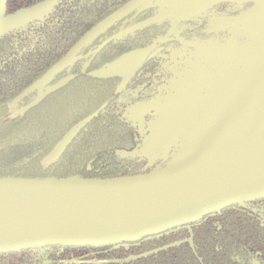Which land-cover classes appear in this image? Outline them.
Segmentation results:
<instances>
[{
  "label": "water",
  "instance_id": "95a60500",
  "mask_svg": "<svg viewBox=\"0 0 264 264\" xmlns=\"http://www.w3.org/2000/svg\"><path fill=\"white\" fill-rule=\"evenodd\" d=\"M58 1L44 0L5 15L6 0H0V38L41 20ZM145 1L129 0L93 26L43 78L51 74L50 82L57 73L72 66L83 48L132 13L156 9L153 16L116 34L112 40L165 22L155 20L158 8L151 2L144 4ZM224 2L250 4L242 12L255 5L253 1H219L181 21ZM164 41L166 39H160L152 46L122 56L94 72L93 77L122 78L119 93L157 43ZM224 47V44H217L216 49ZM128 67L130 72L124 77L123 72ZM72 79L61 80L45 94L63 88ZM36 83L17 101L33 91ZM45 94L39 95L17 114L37 105ZM152 101L132 111L144 108ZM105 107L74 125L42 160L41 167L47 169L55 164L76 136ZM123 155L140 156V153ZM164 159L168 161L163 167L124 177L0 178V254L48 247L97 248L136 243L198 223L233 205L264 198V82H258L249 96L239 100L222 120L196 134L184 146H179L176 154Z\"/></svg>",
  "mask_w": 264,
  "mask_h": 264
},
{
  "label": "trees",
  "instance_id": "16d2710c",
  "mask_svg": "<svg viewBox=\"0 0 264 264\" xmlns=\"http://www.w3.org/2000/svg\"><path fill=\"white\" fill-rule=\"evenodd\" d=\"M43 1L6 0L5 15ZM128 1L59 0L41 20L31 23L49 22L40 31V36L59 38V41H38L37 45H45V48L25 52L23 60L17 56L9 59V56H4L8 51L0 48V53H3L0 55V178H114L143 174L138 155H123L138 154L140 139L132 128L123 124L121 114L126 109L131 112L151 100L146 90H140L142 86L148 89L147 79L143 77L136 81V78L152 68L158 50L153 48L142 61L128 84L125 96L120 95L112 100L119 77L101 79L93 77V73L126 54L146 48L150 42L142 36L155 25L141 29L134 39L119 44L116 52L107 57L105 63L90 68L87 80L77 78L64 88L63 91L72 88L79 90L78 107L64 97L67 104L61 108H45L39 104L22 115L9 117L7 114V103L18 98L48 72L93 26ZM243 5H246V9L250 6ZM154 13V9L132 13L126 19L136 15L133 23L121 29H118L120 23H117L112 27L114 31L111 34L116 35L141 23ZM201 14L184 22L192 21ZM29 25L2 36L0 46ZM109 34L110 31L104 36ZM107 48L114 50L115 46L111 43ZM53 56L57 57L50 63L48 60ZM100 83L101 88L109 86V94L99 92L92 95L87 92L88 88ZM28 93L19 103L24 101ZM104 105L103 111L77 135L61 158L43 169L40 165L42 160L63 136ZM251 213H257L253 203L233 205L215 216H207L197 224L136 243L97 248L48 247L23 250L0 254V264H264V228L259 226ZM74 260L77 262H72Z\"/></svg>",
  "mask_w": 264,
  "mask_h": 264
},
{
  "label": "flooded vegetation",
  "instance_id": "af4514ba",
  "mask_svg": "<svg viewBox=\"0 0 264 264\" xmlns=\"http://www.w3.org/2000/svg\"><path fill=\"white\" fill-rule=\"evenodd\" d=\"M245 9L246 5H238L230 2L219 3L214 5V7L206 10L199 17L194 18L192 21H180L176 24H172L170 21H165L161 24L155 25L154 28L149 29V31H147V33L142 36L143 39H147L150 42L149 45L146 47L152 46L155 41L159 42L160 39H166V41H164L163 43H157V45L154 47L155 50H158V53L154 55V61L151 64L152 68H149L146 72H142L136 78V81H140L144 77L149 82L148 89L142 86L140 87V90H146V93L150 95V99L155 100L156 98L162 97V95L165 94V91H167L169 88L171 89L172 87H175V77L172 68L178 64L184 65V67H186V61L190 57L188 56L189 52L194 50L192 44H199L200 42H211L217 43L218 45H223L225 44V41L228 40V32H225L224 30L215 31L213 29H210L212 20L216 21L219 18L235 17ZM135 18L136 15L128 19L125 18L126 20L118 22V24L120 23L118 25V29L124 28L132 24ZM49 24V22H45L43 24L30 23L27 28L19 31L18 33L13 34L11 37H9V39H7V41H4L0 46L1 49L4 48L5 51H8V54L4 56H9V59L17 56L18 58L23 60L25 57L23 56V54L25 52L32 51L35 48H45V45L38 46V41H59V38L40 36V31L45 28L46 25ZM109 31V36H104L105 33L99 36L96 40H94L91 44H89L79 52L77 56L79 57V59L72 66L57 73L50 80V82L46 85V88H44V90L42 91V94L48 92V90H50L52 86H54L61 80L68 77L73 78L63 88L45 94L37 105L42 104L43 107L51 109L61 108L63 104L66 103L64 102V99L69 98L71 102L75 103L78 107L79 90L72 88L63 91L64 88H66L72 81H75L77 78H83L82 81H84V79L87 80L88 73L91 67L99 66L102 65V63H105L106 58L116 52L115 49L118 47L119 44L122 45L127 43L129 41L128 39H134L137 36V33L141 32V30H136L132 34H129L127 37H124L123 39L112 40V37H114L115 34L111 33L114 30H112L111 27L108 31H106V33H108ZM106 41L108 43L98 51L99 47L102 46ZM111 43L113 46H115L114 50L113 48H107ZM1 54L3 53H0V55ZM36 56L41 55L37 54ZM56 57L57 56H53V58L48 61H50L51 63L56 59ZM46 73L47 72H45L43 76ZM43 76L41 78H43ZM37 81H35V83ZM122 81L123 79L119 78V81L115 84L114 97L112 98V100L115 99L117 96H125L127 94L126 89L128 88V84L130 82L119 93H117V90ZM86 82L88 83V81ZM101 85L102 83L94 84L95 88L94 86H92L87 89V92L92 95L98 94L99 92H102L105 95L109 94V86L104 85V87L101 88ZM39 91V88H35L33 91H30V93H28V95L23 99L24 101L22 103H19V100L17 101V98L7 103V114L9 115V117H11L12 115H22L17 114V112L20 110V108L22 109L23 105L26 104L28 106L33 103L40 95ZM26 105L24 107H27ZM129 113L130 112L128 109L124 110L121 114V117L123 118V124H125L129 128H132L137 133V136L140 139V144L138 147L140 153L139 161L141 162L140 171L143 173H148L156 167H163L168 161L167 159H164L165 157H161L158 160H148L146 157L141 155V151L143 150L144 137L141 134L139 127L127 119V114ZM147 119L148 118H146V120ZM171 155L172 154H169L168 156ZM250 203H253L255 211L257 212L256 214L254 213V215H252V213L250 215H252L256 219L260 227L264 228V198ZM216 214L208 215V217L215 216ZM202 220H200L199 222H201Z\"/></svg>",
  "mask_w": 264,
  "mask_h": 264
},
{
  "label": "rangeland",
  "instance_id": "374dc122",
  "mask_svg": "<svg viewBox=\"0 0 264 264\" xmlns=\"http://www.w3.org/2000/svg\"><path fill=\"white\" fill-rule=\"evenodd\" d=\"M220 19L223 21L212 20L210 29L228 32L225 47L216 49L217 43L211 42L206 46H193L194 50L189 52L186 67L178 64L172 68L175 87L169 88L162 97L156 98L146 107L127 114V119L139 127L144 137L141 155L148 160L176 154L179 146L185 145L182 143V135L186 123L192 112L203 104L206 95L213 92L209 88L210 82L216 78L218 70L227 62L229 55L247 45L249 33L246 30L233 25V18ZM166 21L172 23L171 20ZM129 70V67L125 69L124 77Z\"/></svg>",
  "mask_w": 264,
  "mask_h": 264
},
{
  "label": "bare ground",
  "instance_id": "6f19581e",
  "mask_svg": "<svg viewBox=\"0 0 264 264\" xmlns=\"http://www.w3.org/2000/svg\"><path fill=\"white\" fill-rule=\"evenodd\" d=\"M219 1L255 2L250 10L232 17L233 25L249 33L248 43L229 55L227 62H224L218 70L216 78L210 82L209 88L213 92L206 95L203 104L189 116L182 135L183 144L222 120L239 100L249 96V92L258 82H264V0H146L144 2V4L151 2L158 8L156 21L171 20L175 24ZM217 20L223 21L220 18ZM50 77L51 74H48L36 83L40 95Z\"/></svg>",
  "mask_w": 264,
  "mask_h": 264
}]
</instances>
